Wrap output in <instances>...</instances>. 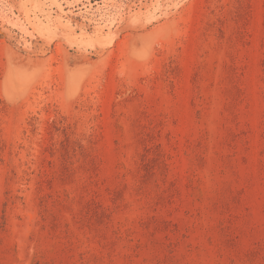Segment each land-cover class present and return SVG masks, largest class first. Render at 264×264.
<instances>
[{
  "label": "rangeland",
  "instance_id": "374dc122",
  "mask_svg": "<svg viewBox=\"0 0 264 264\" xmlns=\"http://www.w3.org/2000/svg\"><path fill=\"white\" fill-rule=\"evenodd\" d=\"M0 264H264V0H0Z\"/></svg>",
  "mask_w": 264,
  "mask_h": 264
},
{
  "label": "bare ground",
  "instance_id": "6f19581e",
  "mask_svg": "<svg viewBox=\"0 0 264 264\" xmlns=\"http://www.w3.org/2000/svg\"><path fill=\"white\" fill-rule=\"evenodd\" d=\"M53 2L55 3V0H53Z\"/></svg>",
  "mask_w": 264,
  "mask_h": 264
}]
</instances>
